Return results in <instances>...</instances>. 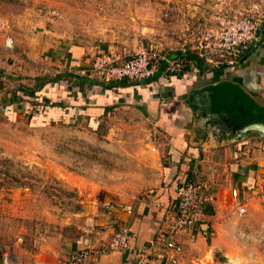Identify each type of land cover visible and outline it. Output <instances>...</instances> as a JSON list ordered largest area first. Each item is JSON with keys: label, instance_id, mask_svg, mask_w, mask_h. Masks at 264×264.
<instances>
[{"label": "rangeland", "instance_id": "374dc122", "mask_svg": "<svg viewBox=\"0 0 264 264\" xmlns=\"http://www.w3.org/2000/svg\"><path fill=\"white\" fill-rule=\"evenodd\" d=\"M226 1L241 4V12L248 13L250 0ZM175 2L0 0V70L9 80L35 86L74 84L73 71L78 69L71 65L73 60L92 70L100 50L134 49L144 40L167 45L168 39L179 41L178 28L168 26L179 13ZM177 23L181 26L182 19ZM9 37L11 46L6 43ZM78 74L86 75V68ZM81 86V90L88 87ZM45 102L63 104L54 95ZM84 106L79 113L61 114L50 108L14 116L0 112L2 244L12 247L17 238L29 250L47 244L54 248L51 256L58 258L66 253L77 230L87 225L89 215L117 202H130L159 182L162 138L156 128L162 129L147 113L127 103L99 111L91 109L90 103ZM193 108L197 120L193 130L204 139L212 138L215 146L219 141L228 143L212 149L225 147L230 152L216 151L206 156V171L200 167L205 172L200 179L208 183L216 203L206 242L194 264H264V132L253 128L237 134L219 114L208 113L198 104ZM237 140L245 152L242 157L255 164L258 174L250 188L239 187L238 200L247 208L243 214L236 212L230 195V168L225 171L220 163L225 158L233 162L231 150ZM22 255L25 260V249Z\"/></svg>", "mask_w": 264, "mask_h": 264}, {"label": "crops", "instance_id": "0c3cea01", "mask_svg": "<svg viewBox=\"0 0 264 264\" xmlns=\"http://www.w3.org/2000/svg\"><path fill=\"white\" fill-rule=\"evenodd\" d=\"M174 1L176 2L173 7L179 15L177 19H174V23L172 21L168 26L174 30L178 28L177 32L184 26L193 27V25L202 23V18L208 15V10L215 3L214 0ZM255 1L264 8V0ZM180 19L183 23L181 26L177 23ZM257 37L255 46L245 52L240 66H198L194 60H190L188 68L167 77L161 75L162 62H160L158 70L152 77L142 81L123 79L125 81L109 88L106 87L109 82L93 73L86 64H82L81 61L77 64L75 60L71 64L73 68L78 69V73L86 68V75H80L74 70V84L70 83L67 86L64 83L54 82L53 85L47 84L38 90L35 89L37 86L34 82L26 84L14 78L9 80L7 78L9 75L2 70L3 74L0 70V112L14 116L21 111L50 108L53 112L63 114L65 111L69 113L72 110H78L79 113L87 107L84 106L87 103H90V108L96 111L117 103L136 104L162 129L160 131L156 128L162 138L159 153L163 161L160 180L153 187L155 193L149 194L147 191L130 202L125 204L117 202L107 206L105 211L101 210V212L97 211L89 215L87 225L77 230L75 236L69 241L64 255L53 258L51 252H54V248L47 244L36 250H29L24 247L26 245L19 244L22 242L21 238H17L12 247L0 242V254L2 249H9L15 264H57L75 250L87 246H104V252L94 257L88 264H134V246L154 240L158 231L168 224L172 213L169 205L175 195L174 186L182 180L202 182L200 176L205 172L200 170V167L206 171V156L209 158L216 151L229 152V148L225 147L212 149V147H222L228 143L219 141L215 146L212 138L205 137L204 139L202 133L193 130L197 123L193 106L198 104V97L202 96L200 90L213 82L230 80L242 86L258 103L264 105V22L257 31ZM181 40L168 39L171 41L169 45L159 42L162 46L161 52L168 57L178 55ZM115 48L120 49L121 47ZM70 56L75 57L73 54ZM82 77L85 79H81ZM18 81H21V84ZM83 83H86L88 87L81 90ZM2 86L7 88L6 92L2 90ZM71 90L73 94H70ZM53 95L62 100L63 104L47 105L45 101ZM241 143V140H237L232 145L233 162H228L225 158L220 163L223 170L226 171L228 166L230 168L227 176L231 187L250 188L257 180L258 174L255 164L250 161L249 163L246 158L242 157L245 152L241 150ZM209 169L211 170L210 166L207 170ZM212 171L208 174L207 181L213 177ZM202 183L206 186L208 184L205 181ZM215 203L214 200V205ZM213 215L212 211V214L205 221L197 224L192 232L182 236V251L176 255L178 260L176 264H189V261L190 264H194L199 260L196 255L202 252L209 231V222ZM120 223L126 224L134 234L132 249L112 250L107 245L113 230ZM24 249L25 260L22 258ZM162 253V247L158 245L152 264H168L159 259L158 256Z\"/></svg>", "mask_w": 264, "mask_h": 264}, {"label": "built area", "instance_id": "2783aa9c", "mask_svg": "<svg viewBox=\"0 0 264 264\" xmlns=\"http://www.w3.org/2000/svg\"><path fill=\"white\" fill-rule=\"evenodd\" d=\"M238 5L224 0L208 10L202 23L193 27L184 26L178 32L182 42L178 55L174 57L164 55L159 42L140 41L130 52L126 48L120 52L112 48L106 53L100 50L92 62V72L107 82L122 79L142 81L152 77L162 62L161 75L168 77L184 69L185 64L189 63L185 55L189 53L202 60L204 65L240 66L245 52L254 47L258 40L257 31L264 22V8L257 1L250 0L248 13H243L241 4ZM6 43L11 46L12 38H7ZM148 193H155V189L149 188ZM174 194L169 205L172 213L168 224L158 231L154 240L134 246V264H152L158 245L163 252L159 259L164 263L176 264V255L182 251V236L192 232L214 211V196L202 182L189 180L179 183L174 186ZM230 195L235 199L236 212L245 213V202L238 200L239 188L231 187ZM133 238L132 230L120 223L113 230L107 245L112 250H129L133 248ZM104 250V246H87L69 253L57 264H88ZM0 257L1 264H15L9 249H2Z\"/></svg>", "mask_w": 264, "mask_h": 264}, {"label": "water", "instance_id": "95a60500", "mask_svg": "<svg viewBox=\"0 0 264 264\" xmlns=\"http://www.w3.org/2000/svg\"><path fill=\"white\" fill-rule=\"evenodd\" d=\"M198 105L207 108L208 113L219 114L235 133L246 129H260L264 132V105H261L242 86L221 80L203 87Z\"/></svg>", "mask_w": 264, "mask_h": 264}, {"label": "trees", "instance_id": "16d2710c", "mask_svg": "<svg viewBox=\"0 0 264 264\" xmlns=\"http://www.w3.org/2000/svg\"><path fill=\"white\" fill-rule=\"evenodd\" d=\"M185 58L186 59H188L189 61L190 60H194L195 61V64H197L198 66H203L204 64H203V62H202V60H200L199 58H197L196 56H194L193 54H191V53H189V54H186L185 55ZM184 68H188V63H186L185 64V67ZM81 79H85V77H82ZM55 81V79H52V80H48V82H51V81ZM122 81H125V80H114V81H109V83L106 85V87L107 88H109V87H112V86H114V85H116V84H118L119 82H122ZM42 86V83H40L38 86H37V88H35V89H40V87ZM2 90L4 91V92H6L7 91V88L6 87H3L2 86ZM34 89V90H35ZM24 91V90H23ZM60 105V104H59ZM58 106V105H57ZM105 110H106V108H105ZM186 180H182L181 182H179V183H182V182H185Z\"/></svg>", "mask_w": 264, "mask_h": 264}]
</instances>
